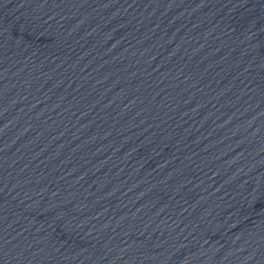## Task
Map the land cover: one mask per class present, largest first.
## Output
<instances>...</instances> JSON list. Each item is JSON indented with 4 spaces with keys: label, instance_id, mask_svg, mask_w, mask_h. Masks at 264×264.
<instances>
[{
    "label": "water",
    "instance_id": "obj_1",
    "mask_svg": "<svg viewBox=\"0 0 264 264\" xmlns=\"http://www.w3.org/2000/svg\"><path fill=\"white\" fill-rule=\"evenodd\" d=\"M0 264H264V0H0Z\"/></svg>",
    "mask_w": 264,
    "mask_h": 264
}]
</instances>
